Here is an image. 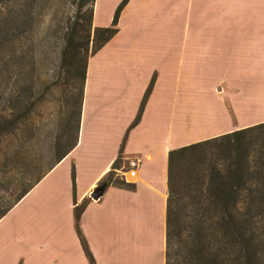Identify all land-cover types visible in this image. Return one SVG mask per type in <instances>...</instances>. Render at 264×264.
I'll return each mask as SVG.
<instances>
[{"label": "crops", "instance_id": "obj_1", "mask_svg": "<svg viewBox=\"0 0 264 264\" xmlns=\"http://www.w3.org/2000/svg\"><path fill=\"white\" fill-rule=\"evenodd\" d=\"M120 1L94 0L92 27ZM153 75L122 146L123 161L139 160L134 189L92 199ZM248 91H264V0H128L87 59L75 146L0 218V264H89L73 213L86 198L78 224L94 264H165L167 153L263 122L237 111L264 105Z\"/></svg>", "mask_w": 264, "mask_h": 264}, {"label": "trees", "instance_id": "obj_2", "mask_svg": "<svg viewBox=\"0 0 264 264\" xmlns=\"http://www.w3.org/2000/svg\"><path fill=\"white\" fill-rule=\"evenodd\" d=\"M127 1L117 4L106 27H92L94 0L78 2V10L84 9L86 17L74 19L63 48L68 75L78 84L77 95L67 103L63 120L62 136L73 123L72 133L63 150L53 155L44 169L33 168L23 174L10 200L2 202L0 218L75 146L87 59L117 32L118 17ZM27 2L0 1V51L5 43L18 38L21 10ZM154 79L153 75L125 130L111 169L97 183L101 191L108 186L134 189V184L120 178L116 169L123 163V143L141 118ZM12 120L0 116V158L4 155L18 163L26 159L27 152L17 138L18 123ZM3 165L0 159V181L9 177ZM71 180L74 192L73 169ZM73 200L76 203L75 197ZM88 200L74 206L73 213L82 248L89 264H94L78 224ZM165 223V264H264V121L168 151Z\"/></svg>", "mask_w": 264, "mask_h": 264}, {"label": "rangeland", "instance_id": "obj_3", "mask_svg": "<svg viewBox=\"0 0 264 264\" xmlns=\"http://www.w3.org/2000/svg\"><path fill=\"white\" fill-rule=\"evenodd\" d=\"M79 1L28 0L24 6L27 12L21 10L23 22L18 27V38L1 47L0 116L15 119L18 123L17 138L27 156L25 160L14 163L1 155L3 171L9 177L0 181V206L5 200H10L15 184L24 173L33 168L44 169L51 157L63 150L69 141L73 123L68 125L66 135L62 136L63 120L67 103L77 95L78 84L68 75V58H64L63 48L74 19L81 16L84 20L86 17L84 9L80 11L77 8ZM248 93L264 96V91ZM206 107L204 105L203 110ZM236 108L246 118L264 117V105L238 103ZM212 109L215 112L214 106ZM214 112H206L210 115L205 117L204 126L215 122ZM124 177L127 182L132 178L127 172Z\"/></svg>", "mask_w": 264, "mask_h": 264}, {"label": "built area", "instance_id": "obj_4", "mask_svg": "<svg viewBox=\"0 0 264 264\" xmlns=\"http://www.w3.org/2000/svg\"><path fill=\"white\" fill-rule=\"evenodd\" d=\"M138 167L139 160L137 158H130L127 159L126 164H122L118 169H116V174L126 181L124 174L127 172L130 177H134L137 173Z\"/></svg>", "mask_w": 264, "mask_h": 264}, {"label": "water", "instance_id": "obj_5", "mask_svg": "<svg viewBox=\"0 0 264 264\" xmlns=\"http://www.w3.org/2000/svg\"><path fill=\"white\" fill-rule=\"evenodd\" d=\"M100 192H101L100 189H96V190H94V191H92V192L90 193V197H91L92 199H97V198L100 196Z\"/></svg>", "mask_w": 264, "mask_h": 264}]
</instances>
